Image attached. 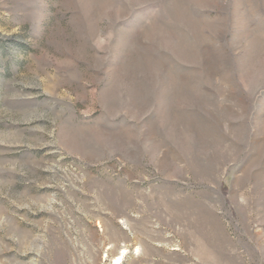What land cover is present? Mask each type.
Returning <instances> with one entry per match:
<instances>
[{
  "label": "rangeland",
  "instance_id": "obj_1",
  "mask_svg": "<svg viewBox=\"0 0 264 264\" xmlns=\"http://www.w3.org/2000/svg\"><path fill=\"white\" fill-rule=\"evenodd\" d=\"M264 264V0H0V264Z\"/></svg>",
  "mask_w": 264,
  "mask_h": 264
},
{
  "label": "bare ground",
  "instance_id": "obj_2",
  "mask_svg": "<svg viewBox=\"0 0 264 264\" xmlns=\"http://www.w3.org/2000/svg\"><path fill=\"white\" fill-rule=\"evenodd\" d=\"M127 254V250L125 249V251H123L122 253H120V256L118 258H116V262H118L119 264H121L123 262V257L124 255Z\"/></svg>",
  "mask_w": 264,
  "mask_h": 264
}]
</instances>
